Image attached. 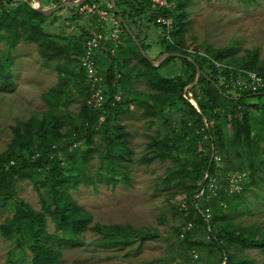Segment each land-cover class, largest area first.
<instances>
[{
  "label": "rangeland",
  "instance_id": "374dc122",
  "mask_svg": "<svg viewBox=\"0 0 264 264\" xmlns=\"http://www.w3.org/2000/svg\"><path fill=\"white\" fill-rule=\"evenodd\" d=\"M40 1L45 8L49 6L48 0ZM180 4L175 13L179 20L177 31L173 39L170 36L174 49L208 56L212 51L232 48L233 52L220 63L229 66L226 63L232 61L236 65L254 57V64L264 70V0H180ZM14 6L3 2L11 19ZM1 22L6 24L0 19ZM13 25L14 45L12 32L7 33L0 25V157L11 146L26 140L36 122L45 119L47 108L55 103L59 94L64 97L59 103L62 104L60 112L68 117L58 128L61 135L69 131L71 121L80 118L83 104L80 85L77 81L71 83L73 78H79L75 70L80 55L63 51L52 54L56 47L53 40L49 42L46 38L53 33L65 35L71 29L62 28L59 23L43 29L31 28L24 14H17ZM10 26L12 29V23ZM139 29H143L140 31L142 41L149 46L148 55L156 56L163 49L158 43L160 29L149 36L145 34V27ZM119 46L125 75L122 94L127 99L125 106L109 122L111 136L117 135L119 143L115 147L116 143L112 142L115 148L110 152L115 164H119L126 175L108 178L101 160L105 140L101 134L94 133L88 145L86 175L79 176L76 185L69 189L75 205L91 220L76 241L52 242L61 250L59 264H178L183 259L172 226L180 222L174 212L176 206L183 203L190 181L188 177L169 172L175 162L160 158L152 150L156 140L164 135L165 116L180 105L175 99L177 89L160 87L152 80L154 71L141 61L127 38L124 37ZM183 68L181 61L174 59L155 74L176 79L183 76ZM62 90L67 95L64 96ZM248 101L254 103L257 99ZM258 102L261 110L250 122L254 140L252 151L246 155L240 145L236 147L243 154L246 187L232 200L238 210L233 221L255 228L264 227V98ZM223 128L228 137L231 132L228 121L223 123ZM118 151L121 159H117ZM249 158L253 159L251 168L247 164ZM36 178L13 174L12 196L0 201V224L12 215L16 200L43 212L39 194L43 190L37 189ZM44 215L47 231L59 235L54 219L48 213ZM113 224L128 225L154 235L122 243L104 242L100 231L92 229L94 225ZM203 242L200 260L206 263L207 240ZM236 253L254 259V264H264V254L256 249L246 248ZM27 258L15 247V239L0 234V264H24Z\"/></svg>",
  "mask_w": 264,
  "mask_h": 264
},
{
  "label": "trees",
  "instance_id": "16d2710c",
  "mask_svg": "<svg viewBox=\"0 0 264 264\" xmlns=\"http://www.w3.org/2000/svg\"><path fill=\"white\" fill-rule=\"evenodd\" d=\"M35 0H0V19L6 24L0 23L7 33L12 32V45L15 44L16 32L14 21L17 14L25 15L31 28L43 29L46 25L59 23L62 28L71 29L65 35L47 34L46 38L53 40L56 49L52 52L63 51L66 54L76 53L82 55L85 40L90 36H97L100 42L95 54L96 65L103 75V92L105 101L102 108L95 109L86 105L85 100L90 94L91 88L85 72L79 65L75 70V76L81 81L73 78L71 83L77 81L83 92L82 110L80 118L71 121V126L66 135H61L59 126L68 117L60 112L64 97L59 94L55 103L50 104L45 114V119L36 122L31 133L26 135V140L17 146H12L0 157V201L3 202L12 196L13 174L19 176L37 177L39 185L43 212L34 210L26 202L16 200L12 215L0 224V234L6 238L15 239V247L25 253L28 257L24 264H59L61 250L52 244L74 242L82 234L90 222L89 215L75 205L71 198L69 189L78 182V177H84L87 164V152L94 133L101 134L105 140L103 146L102 161L105 164V173L110 180L114 176H125L126 171L119 164H115L110 149L117 144V135L111 136L109 122L117 115L126 104L123 64L119 56L122 48L105 39L106 29L98 21L96 14L80 15L77 5L57 9L49 15H45L33 6ZM49 9L58 6L56 0H48ZM91 0H87L89 2ZM106 7L110 0H94ZM173 2L171 9H160L152 6L150 0H114L120 15L140 43H135L131 34L124 28L122 36L129 40L142 62L153 70L152 80L160 87H172L177 89L175 99L180 103L179 107L165 116L164 135L153 144V152L160 158H169L175 162L169 172L181 174L182 178L188 177L189 186L186 190L183 203L175 208V216L180 222L172 226V232L176 237L178 249L183 259L178 264H254V259L236 253L246 248L256 249L264 254V227L255 228L242 226L233 221L237 208L232 200L239 196L245 189L246 181L240 192L229 194L221 187L217 190V196L208 198L204 193L195 197L212 176L219 171H245L243 154L236 147L241 146L246 155L252 151L251 117L257 116L261 106L259 100L264 98V90L258 92L238 91L233 93L226 88L221 80L229 78L227 68H217L209 58L223 63L222 58L233 52L212 51L208 56L202 54H190L185 51L174 49V40L165 39L162 30L158 35V43L163 47L156 56L148 55V45L141 37L139 27L154 30L161 29L157 26L156 17L170 16L173 20L171 32L172 39L177 31L179 20L176 11L180 8V0H169ZM15 5L12 8V19L10 11L3 7ZM62 10H67L68 15H58ZM114 12V10L111 8ZM71 13V15H69ZM12 23V29H11ZM113 50V52H111ZM172 54L160 65L157 62L166 53ZM252 56V55H251ZM190 57L204 72L197 80L194 64L188 59ZM174 59H179L183 65V76L176 79L160 77L157 73L162 67ZM254 57L248 61L242 60L234 65L232 61L226 63L235 69H247L264 74V70L254 64ZM232 63V64H231ZM150 78V79H151ZM154 78V79H153ZM213 82L218 85L217 88ZM162 84V85H161ZM71 86V84H70ZM185 87H188L185 89ZM65 89V88H64ZM64 93V91L62 90ZM120 92V100L115 101L114 96ZM67 95L64 93V96ZM193 99L200 112L190 102ZM249 99H257V102H249ZM102 117V118H101ZM167 121V122H166ZM229 122L231 132L225 135L223 123ZM33 131V132H32ZM64 142V143H62ZM116 143L115 147L111 143ZM25 150H22V147ZM219 156L221 166L216 165L214 159ZM118 151L117 159H121ZM248 167L253 165V159H247ZM34 171L33 173L30 172ZM246 172V171H245ZM205 174L207 178L204 179ZM217 177V176H216ZM217 179L221 178L218 174ZM224 182V180L222 181ZM44 213H48L55 221L56 230L59 235L47 231V223ZM188 224L190 227L187 228ZM94 230L101 233L104 242L122 243L126 240H143L153 233H144L128 225H106L99 227L94 225ZM203 240H207L208 259L201 261L200 253ZM196 255L194 258L193 256Z\"/></svg>",
  "mask_w": 264,
  "mask_h": 264
},
{
  "label": "built area",
  "instance_id": "2783aa9c",
  "mask_svg": "<svg viewBox=\"0 0 264 264\" xmlns=\"http://www.w3.org/2000/svg\"><path fill=\"white\" fill-rule=\"evenodd\" d=\"M56 1L62 4L73 0ZM86 1L77 4L78 13L80 15L92 13L96 14L98 21L101 22L106 29L105 39L113 42L115 46L119 45L123 32V26L115 11L113 12L111 10V8L113 9L111 0L110 3H107L106 7H102L101 4L94 0L89 2ZM150 2L155 8L171 9L172 7V4L169 0H150ZM69 15H71V13ZM155 22L157 26L161 28L160 31L162 30L165 39L171 41L170 36L173 28L172 18L170 16L160 15L156 17ZM99 46L100 42L97 36L88 37L85 40L83 53L79 59V65L85 72L91 88L90 94L87 96L85 103L87 106L95 109L102 108L105 101V95L103 92V75L100 73L95 61V54L98 51ZM211 61L217 68L228 69L229 78L227 80H221V82L224 83L225 87L229 88V90H231L233 93L238 91L258 92L260 90H264V74H259L255 71L246 69H235L213 59H211ZM114 100H120V92L115 94ZM214 159L216 161V165L220 167V157L215 156ZM218 174L221 180H224V182L217 179ZM216 176L210 177L206 185L203 186L201 191L195 197H199L204 193L207 194L208 198L215 197L218 194L217 190L221 187L229 194L237 193L242 190L243 184L247 180V173L245 171H229L226 173H219L218 171ZM206 178L207 174L204 176V179ZM189 227L190 224H188L187 228Z\"/></svg>",
  "mask_w": 264,
  "mask_h": 264
},
{
  "label": "water",
  "instance_id": "95a60500",
  "mask_svg": "<svg viewBox=\"0 0 264 264\" xmlns=\"http://www.w3.org/2000/svg\"><path fill=\"white\" fill-rule=\"evenodd\" d=\"M84 1H86V0H73V1H69V2H66V3H62V4H59L58 6H54V7H52V8H49V9H43L42 8V5H41V1L40 0H35V2H36V9L37 10H39L40 12H42L43 14H45V15H49V14H51V13H53L54 11H56L57 9H60V8H63V7H68V6H73V5H77L78 3H80V2H84ZM111 2H112V6H113V9H114V11H115V13L117 14V16H118V18H119V20H120V22L122 23V26H123V28L129 33V34H131L132 35V37H133V39H134V41H135V43L139 46V48H140V50H141V47H140V43H139V41L136 39V37L134 36V34L132 33V31L129 29V27H128V25L125 23V21H124V19L122 18V16L120 15V13H119V10H118V8L116 7V5H115V2H114V0H111ZM142 51V50H141ZM172 54H177L178 55V53H172V52H170V53H166L165 55H163L157 62H155V63H153L155 66H158V65H160L167 57H169L170 55H172ZM188 59L194 64V66H195V69H196V77H195V80H197L198 79V77L200 76V75H205L204 74V72L199 68V66L190 58V57H188ZM213 84L217 87V88H219L218 87V85H216L214 82H213ZM190 102L193 104V106L200 112V110H199V107L197 106V104H196V102L193 100V99H190Z\"/></svg>",
  "mask_w": 264,
  "mask_h": 264
},
{
  "label": "crops",
  "instance_id": "0c3cea01",
  "mask_svg": "<svg viewBox=\"0 0 264 264\" xmlns=\"http://www.w3.org/2000/svg\"><path fill=\"white\" fill-rule=\"evenodd\" d=\"M58 15H61V16H63V17H65V16H67L68 15V11L67 10H62V11H60L59 13H58ZM143 28V27H142ZM141 30H143V29H141ZM146 30V35L147 36H149V35H153V34H151V33H157L158 32V29H156V31H154V30H148V29H145ZM124 38V36H122L121 35V41H122V39ZM147 41L149 40L148 38L146 39ZM144 43L146 44L147 42H145V40H144ZM113 52V51H112ZM119 60L121 61L122 60V58H121V56H119Z\"/></svg>",
  "mask_w": 264,
  "mask_h": 264
}]
</instances>
